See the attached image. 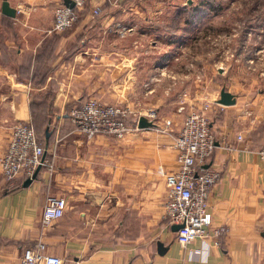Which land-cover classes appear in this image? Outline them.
Listing matches in <instances>:
<instances>
[{
    "label": "crops",
    "instance_id": "0c3cea01",
    "mask_svg": "<svg viewBox=\"0 0 264 264\" xmlns=\"http://www.w3.org/2000/svg\"><path fill=\"white\" fill-rule=\"evenodd\" d=\"M190 1L86 0L71 26L53 31L51 10L62 0H7L14 14L0 48L8 57L0 59V154L12 123L31 122L30 101H43L49 120L42 128L45 161L34 177L8 185L0 175V264H17L22 248L39 238L60 264H264V160L256 152L264 144V96L228 86L234 102L219 104L216 76L194 78L187 68L202 66L196 44L203 34L198 25L183 29ZM116 23L131 29L120 36ZM46 68L41 84L29 82ZM183 91L189 102L209 103L214 147L207 164L220 175L207 197L208 234L180 245L162 219L161 171L176 168L170 143ZM88 97L123 105L131 115L151 109L155 126L122 139L86 138L68 115ZM55 196L64 198V212L40 226L42 206ZM219 224L226 230L213 245L210 229Z\"/></svg>",
    "mask_w": 264,
    "mask_h": 264
},
{
    "label": "built area",
    "instance_id": "2783aa9c",
    "mask_svg": "<svg viewBox=\"0 0 264 264\" xmlns=\"http://www.w3.org/2000/svg\"><path fill=\"white\" fill-rule=\"evenodd\" d=\"M71 1L72 7L62 2L52 7L51 30L61 31L69 27L86 0ZM98 12V5H94L91 13L95 15ZM115 27L120 36L131 29L129 25L118 23ZM194 77L199 79L200 74L196 73ZM180 96L176 111L181 112V122L170 143L175 151L176 168L170 172L161 171L166 189L162 219L166 225L180 224L173 230L174 239L178 244L185 245L196 237L208 234L211 214L207 209V197L220 171L207 164L214 147V135L207 117L208 101L189 102L185 91ZM137 116L134 113L131 115L123 105L103 102L94 97H88L74 106L68 115L74 129L84 137L102 134L113 139H122L132 129H137ZM146 116L154 122L151 109H147ZM168 124L169 120L165 119L157 129L164 131ZM240 138V134H237L236 139ZM223 146L232 148L228 144ZM43 149V143L35 136L31 123L15 120L0 154V175L4 183L9 185L15 178H29L37 166L44 164ZM256 152L264 160V144ZM64 208L63 197H49L41 209L40 226L60 217ZM225 230L221 224L210 229L214 237L211 241L213 245L218 244V236ZM44 246L45 242L39 238L23 247L17 264H60L58 256L43 252ZM193 250L199 251L198 248Z\"/></svg>",
    "mask_w": 264,
    "mask_h": 264
},
{
    "label": "rangeland",
    "instance_id": "374dc122",
    "mask_svg": "<svg viewBox=\"0 0 264 264\" xmlns=\"http://www.w3.org/2000/svg\"><path fill=\"white\" fill-rule=\"evenodd\" d=\"M211 4L213 8L203 10L198 19L182 22L189 28L186 32L198 25L203 34L196 44L203 67L192 64L187 69L194 75H215L214 86L264 96V0H212ZM190 37L188 42L193 43L194 34Z\"/></svg>",
    "mask_w": 264,
    "mask_h": 264
},
{
    "label": "trees",
    "instance_id": "16d2710c",
    "mask_svg": "<svg viewBox=\"0 0 264 264\" xmlns=\"http://www.w3.org/2000/svg\"><path fill=\"white\" fill-rule=\"evenodd\" d=\"M212 0H191L190 4L185 5L183 8L185 9V17H184V22L192 21L193 18L198 19L200 15H202L203 10H208L209 8H213L211 4ZM96 15V14H95ZM75 22V21H74ZM73 22V23H74ZM72 23V24H73ZM71 24V25H72ZM70 25V26H71ZM0 48L2 49L4 47L3 40L6 37V33L10 31V19L7 15H4L0 13ZM183 29L185 31H189L186 27V24L183 25ZM68 28V27H66ZM65 28V29H66ZM64 30V29H63ZM4 49V48H3ZM8 57L5 55L0 54V59L1 61H5ZM21 65L18 66V72L23 73L25 70V67H21ZM48 69H44L42 72H39L33 76V73L30 75L29 82L31 84H41L43 82V79L45 77L46 72ZM35 78V80L33 79ZM52 88H48L46 94L48 98H51L52 95ZM29 109H30V121L33 127V131L37 139L42 141V128L46 126L48 123L47 121L49 120V117L47 113H45V108L43 106V101L41 100H33V104L30 101L29 102Z\"/></svg>",
    "mask_w": 264,
    "mask_h": 264
},
{
    "label": "water",
    "instance_id": "95a60500",
    "mask_svg": "<svg viewBox=\"0 0 264 264\" xmlns=\"http://www.w3.org/2000/svg\"><path fill=\"white\" fill-rule=\"evenodd\" d=\"M62 3L69 7H72L73 5V2L71 0H62ZM0 12L7 16H13L14 8L8 4L7 0H1L0 1ZM215 102L219 104H230L234 102V96L231 92L227 91L225 88L220 87L218 90V96L216 97ZM136 126L139 128L151 127V126H154V123L147 116L139 115L136 119ZM48 134H49V131L47 130V128H45L44 138H47ZM42 157H43V153H42ZM38 167L39 166H37L34 169L33 173L31 174L29 178H25V180L23 181V184H26L27 182H29L30 179L34 177ZM179 226L180 224H171L170 229L173 231L177 229Z\"/></svg>",
    "mask_w": 264,
    "mask_h": 264
}]
</instances>
